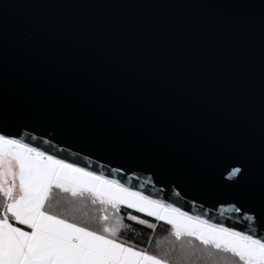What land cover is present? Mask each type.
Wrapping results in <instances>:
<instances>
[{
    "label": "water",
    "instance_id": "obj_1",
    "mask_svg": "<svg viewBox=\"0 0 264 264\" xmlns=\"http://www.w3.org/2000/svg\"><path fill=\"white\" fill-rule=\"evenodd\" d=\"M60 2L0 0L9 111L58 124L70 151L111 159L110 167L129 161L138 173L157 165L211 180L197 199L206 207L238 191L219 183L225 164L246 163L240 183L258 187L264 0ZM171 187L173 201L188 191Z\"/></svg>",
    "mask_w": 264,
    "mask_h": 264
},
{
    "label": "snow or ice",
    "instance_id": "obj_2",
    "mask_svg": "<svg viewBox=\"0 0 264 264\" xmlns=\"http://www.w3.org/2000/svg\"><path fill=\"white\" fill-rule=\"evenodd\" d=\"M59 6L72 5L61 0ZM8 45L0 17V264H218L220 256L234 258L233 264H264V228L232 226L264 221V145L257 188L240 183L246 163L225 164L219 183L238 188L232 201L197 204L198 194L212 191L211 180L165 174L157 165L138 173L129 161L110 167L111 159L82 156L83 148L70 151L58 124L9 111ZM182 183L188 191L178 190V199L171 200V186L179 189ZM55 194L77 211L78 205H90L92 214L78 220L57 212ZM125 211L128 221L148 229L168 226L157 251L121 238Z\"/></svg>",
    "mask_w": 264,
    "mask_h": 264
},
{
    "label": "trees",
    "instance_id": "obj_3",
    "mask_svg": "<svg viewBox=\"0 0 264 264\" xmlns=\"http://www.w3.org/2000/svg\"><path fill=\"white\" fill-rule=\"evenodd\" d=\"M56 201H60V204L55 208L57 212L63 211L65 213H73L74 218L78 220L84 218L83 213H88L89 215L92 214L90 205H78L77 207L79 208V211H77L75 208L65 203L63 197L59 194H55L53 197V202L55 203ZM122 215L125 216V224L127 225V227L121 229V238L133 241L137 245L147 246L150 251H157L158 249L156 248V242L158 240L164 239L167 236L168 226L160 224L155 230H151L148 229L145 225H139L137 222L128 221L126 219L127 211L123 212ZM142 218H146L151 221V218ZM149 237L152 238L151 241H149ZM217 261L218 264H233L234 258L229 256H220L217 258Z\"/></svg>",
    "mask_w": 264,
    "mask_h": 264
}]
</instances>
